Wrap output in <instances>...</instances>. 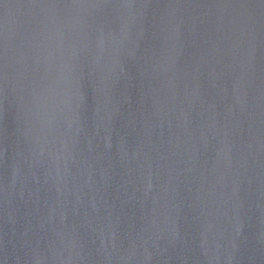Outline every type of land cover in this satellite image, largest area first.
Returning <instances> with one entry per match:
<instances>
[{"label":"water","instance_id":"water-1","mask_svg":"<svg viewBox=\"0 0 264 264\" xmlns=\"http://www.w3.org/2000/svg\"><path fill=\"white\" fill-rule=\"evenodd\" d=\"M0 264H264V0H0Z\"/></svg>","mask_w":264,"mask_h":264}]
</instances>
